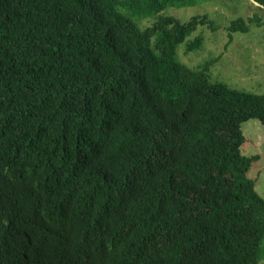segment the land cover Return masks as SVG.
I'll list each match as a JSON object with an SVG mask.
<instances>
[{"label": "trees", "instance_id": "16d2710c", "mask_svg": "<svg viewBox=\"0 0 264 264\" xmlns=\"http://www.w3.org/2000/svg\"><path fill=\"white\" fill-rule=\"evenodd\" d=\"M194 2L0 0V264H260L264 93L179 60Z\"/></svg>", "mask_w": 264, "mask_h": 264}, {"label": "rangeland", "instance_id": "374dc122", "mask_svg": "<svg viewBox=\"0 0 264 264\" xmlns=\"http://www.w3.org/2000/svg\"><path fill=\"white\" fill-rule=\"evenodd\" d=\"M167 14L178 16L182 21L208 14L219 25L217 30L199 26L190 38L202 34L203 45L186 52L187 43L177 47V56L190 67H199L210 62V81H222L231 87L254 93H264V9L251 0H195L193 5L169 7ZM258 15L262 23L254 22L248 32L231 33L226 27L238 17L249 18ZM142 26L152 23L140 20ZM182 61V62H183ZM246 138L242 152L247 156L260 155L250 170V177L256 181L258 192L264 197V124L252 118L242 124ZM264 264V243L261 250Z\"/></svg>", "mask_w": 264, "mask_h": 264}, {"label": "water", "instance_id": "95a60500", "mask_svg": "<svg viewBox=\"0 0 264 264\" xmlns=\"http://www.w3.org/2000/svg\"><path fill=\"white\" fill-rule=\"evenodd\" d=\"M253 3L257 4V5H261V3H259L258 1L256 0H251Z\"/></svg>", "mask_w": 264, "mask_h": 264}]
</instances>
